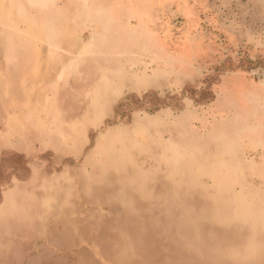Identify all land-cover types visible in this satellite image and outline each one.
<instances>
[{
  "label": "rangeland",
  "instance_id": "1",
  "mask_svg": "<svg viewBox=\"0 0 264 264\" xmlns=\"http://www.w3.org/2000/svg\"><path fill=\"white\" fill-rule=\"evenodd\" d=\"M90 1L21 58L0 0V264H264V0Z\"/></svg>",
  "mask_w": 264,
  "mask_h": 264
},
{
  "label": "crops",
  "instance_id": "2",
  "mask_svg": "<svg viewBox=\"0 0 264 264\" xmlns=\"http://www.w3.org/2000/svg\"><path fill=\"white\" fill-rule=\"evenodd\" d=\"M6 2L8 3V14L11 13V15L7 16V19H14L15 25L11 27L13 28L11 33L8 31L5 37L6 43L3 42L2 50L14 52L17 54V57L19 56L21 58H31L32 56L35 58V53L41 50L37 48L40 45L38 43L41 42H38L37 38L33 41L38 32H28L25 28L36 29L37 27L43 26L47 34L42 35V37H48L43 41L49 42L46 45L47 49L66 51L64 46H62L65 40L73 36H80L82 38L85 32L89 30L88 20L94 13V3L90 0H6ZM69 20H79L80 23L71 22V25H69ZM30 36L33 38L32 41L28 39ZM91 38L94 39L93 43H95V35ZM89 41L86 42V46ZM86 49V53L88 54V47ZM16 64L17 67L39 65L35 60L27 64L25 62H16ZM69 65L72 66V61ZM63 66H67V64ZM160 115V113H157L155 116L158 117ZM152 194L148 191V188L125 189L123 192L116 194L118 197L115 200L119 206L128 209L134 208V206H141L143 209H148V203H158L157 201H161L162 203L166 200H172L167 197V195H170L169 193L158 194L159 196H155V198Z\"/></svg>",
  "mask_w": 264,
  "mask_h": 264
},
{
  "label": "bare ground",
  "instance_id": "3",
  "mask_svg": "<svg viewBox=\"0 0 264 264\" xmlns=\"http://www.w3.org/2000/svg\"><path fill=\"white\" fill-rule=\"evenodd\" d=\"M64 2H65V1H64ZM87 7H88V6H87ZM90 7H91V5H90ZM71 8H72V7H71ZM73 9H74V8H73ZM84 10H85V9H84ZM49 12H50V11H49ZM65 12H67V11H65ZM68 12H69V11H68ZM84 12H85V11H84ZM86 12H87V11H86ZM66 16H67V15H66ZM72 17H73V16H72ZM75 19H76V18H75ZM35 21H36V20H35ZM18 22H19V21H18ZM37 22H38V21H37ZM23 24H24V23H23ZM53 25H54V24H53ZM7 26H8V25H7ZM8 28H10V27L8 26ZM12 29H13V28H10V31H11ZM14 30H15V29H14ZM20 33H21V32H20ZM65 34H66V33H65ZM14 35H15V34H14ZM40 37H41V36H40ZM16 38H17V36H16ZM19 42L21 43V41H19ZM19 42H18V43H19ZM9 44H10V42H9ZM4 45H5V44H4ZM19 45H20V44H19ZM10 49H11V46H10ZM7 50H9V49H7ZM62 53H63V52H62ZM60 59H61V58H60ZM15 60H16V59H15ZM32 72H33V71H32ZM32 72H31V73H32ZM26 76H27V75H26ZM28 76H29V75H28ZM28 76H27V78H28ZM27 78H26V79H27ZM34 94H35V93H34ZM169 179H170V177H169ZM184 186H185V185H184ZM189 193H190V192H189ZM251 208H252V207H251ZM263 209H264V208H263ZM199 210H200V209H199ZM251 210H252V209H251ZM256 212H257V211H256ZM194 213H195V212H194ZM258 215H259V214H258ZM258 215H257V216H258ZM253 217H254V216H253ZM255 217H256V216H255ZM255 217H254V218H255ZM259 217H260V216H259ZM229 219H230V218H229ZM190 221H191V220H190ZM192 221H193V220H192ZM208 221H209V220H208ZM246 221H248V220L246 219ZM249 221H250V220H249ZM260 221H261V220H260ZM260 221H259V222H260ZM187 223H188V222H187ZM210 223H211V222H210ZM262 223H263V222H262ZM188 224H189V223H188ZM188 224H187V225H188ZM208 224H209V223H208ZM245 224H246V223H245ZM251 224H252V222H251ZM260 224H261V223H260ZM184 225H185V224H184ZM209 225H210V224H209ZM222 225H223V224H222ZM225 225H226V224H225ZM262 226H263V225H262ZM210 232H211V231H210ZM206 233H207V232H206ZM214 233H215V232H214ZM254 234H255V233H254ZM236 235H237V234H236ZM254 238H255V237H254ZM194 240H195V239H194ZM198 241H199V240H198ZM253 243H254V242H253ZM195 244H196V243H195ZM199 244H200V243H199ZM194 249H195V248H194ZM200 249H201V248H200ZM251 249H252V248H251ZM192 250H193V249H192ZM229 250H230V249H229ZM194 251H195V250H194ZM197 252H198V251H197ZM199 254H200V253H199ZM196 255H197V254H196ZM250 256H251V255H250ZM252 256H253V255H252ZM258 256H259V255H258ZM241 257H242V256H241ZM245 257H247V256H245ZM248 257H249V256H248ZM235 258H236V257H235ZM243 258H244V257H243ZM239 260H240V259H239ZM253 260H254V259H253ZM244 261H245V260H244ZM236 262H237V261H236ZM238 262H239V261H238ZM256 262H257V261H256ZM238 264H239V263H238Z\"/></svg>",
  "mask_w": 264,
  "mask_h": 264
}]
</instances>
